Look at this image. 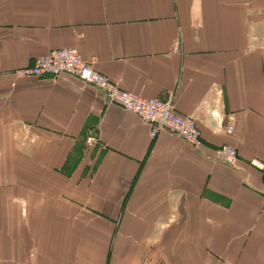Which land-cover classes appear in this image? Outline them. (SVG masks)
<instances>
[{"label":"crops","instance_id":"crops-1","mask_svg":"<svg viewBox=\"0 0 264 264\" xmlns=\"http://www.w3.org/2000/svg\"><path fill=\"white\" fill-rule=\"evenodd\" d=\"M63 47L171 100L201 144L152 138L74 75L14 73ZM225 144L232 165L215 158ZM252 159L264 162V0H0V264H264Z\"/></svg>","mask_w":264,"mask_h":264},{"label":"built area","instance_id":"built-area-1","mask_svg":"<svg viewBox=\"0 0 264 264\" xmlns=\"http://www.w3.org/2000/svg\"><path fill=\"white\" fill-rule=\"evenodd\" d=\"M14 73L20 77H55L65 73L74 75L86 84L103 91L110 102L134 113L148 126L152 138L165 131L192 146L201 144V134L195 120L190 116L178 114L171 100L144 98L121 88L108 76L97 71L75 47L52 48L46 54L34 58L31 64L16 69ZM87 142L90 144L92 138L89 137ZM215 158L232 165L237 158L236 149L231 145H222L216 150ZM249 163L261 172L264 182V162L252 159Z\"/></svg>","mask_w":264,"mask_h":264},{"label":"rangeland","instance_id":"rangeland-1","mask_svg":"<svg viewBox=\"0 0 264 264\" xmlns=\"http://www.w3.org/2000/svg\"><path fill=\"white\" fill-rule=\"evenodd\" d=\"M32 63V62H31ZM18 76V75H17ZM18 77H20V75L18 76ZM21 78H23V77H21ZM121 108V107H120Z\"/></svg>","mask_w":264,"mask_h":264}]
</instances>
